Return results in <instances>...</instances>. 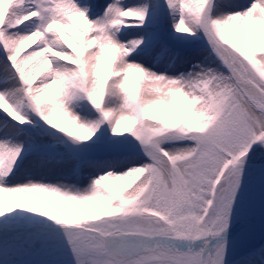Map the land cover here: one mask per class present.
I'll return each mask as SVG.
<instances>
[{
  "label": "snow or ice",
  "instance_id": "obj_1",
  "mask_svg": "<svg viewBox=\"0 0 264 264\" xmlns=\"http://www.w3.org/2000/svg\"><path fill=\"white\" fill-rule=\"evenodd\" d=\"M0 264H264V0H0Z\"/></svg>",
  "mask_w": 264,
  "mask_h": 264
},
{
  "label": "rangeland",
  "instance_id": "obj_2",
  "mask_svg": "<svg viewBox=\"0 0 264 264\" xmlns=\"http://www.w3.org/2000/svg\"><path fill=\"white\" fill-rule=\"evenodd\" d=\"M185 55H188V54L185 53ZM37 178H39V177H37ZM63 182H65V183H71L72 181H70V180H65V181H63ZM85 183H86V181H85ZM260 238H261V236H260V230L255 231L254 242H259V241H260Z\"/></svg>",
  "mask_w": 264,
  "mask_h": 264
},
{
  "label": "bare ground",
  "instance_id": "obj_3",
  "mask_svg": "<svg viewBox=\"0 0 264 264\" xmlns=\"http://www.w3.org/2000/svg\"><path fill=\"white\" fill-rule=\"evenodd\" d=\"M238 2H243V0H238ZM255 223H260L259 218L257 217V220L255 221Z\"/></svg>",
  "mask_w": 264,
  "mask_h": 264
},
{
  "label": "water",
  "instance_id": "obj_4",
  "mask_svg": "<svg viewBox=\"0 0 264 264\" xmlns=\"http://www.w3.org/2000/svg\"><path fill=\"white\" fill-rule=\"evenodd\" d=\"M260 229V224H255V230Z\"/></svg>",
  "mask_w": 264,
  "mask_h": 264
}]
</instances>
